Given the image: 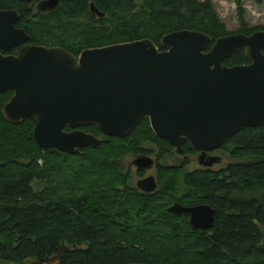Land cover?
<instances>
[{
  "label": "trees",
  "instance_id": "trees-1",
  "mask_svg": "<svg viewBox=\"0 0 264 264\" xmlns=\"http://www.w3.org/2000/svg\"><path fill=\"white\" fill-rule=\"evenodd\" d=\"M40 1L0 0V10L18 13L15 26L29 35L28 43L60 47L75 56L85 49L141 39L165 51L163 37L180 30L208 35V52L220 37L264 31V26L251 28L241 18L240 29L228 32L212 0H59L58 7L48 12L36 9ZM235 1L241 5L242 0ZM91 3L104 13L102 18L90 11ZM250 62L239 50L223 65ZM12 95L11 90L0 94L3 261L264 264V125L242 129L223 142L219 149L238 161L220 170L187 171L185 160L196 151L186 141L184 161L160 167L156 190L143 193L127 181L120 160L126 154L149 155L141 148L146 140L159 147V155L173 149L153 133L147 119L125 138L82 127L100 142L78 154L44 150L33 138V121L24 118L14 124L4 118L2 107ZM174 203L211 206L213 227L194 229L187 214L169 211Z\"/></svg>",
  "mask_w": 264,
  "mask_h": 264
},
{
  "label": "water",
  "instance_id": "water-1",
  "mask_svg": "<svg viewBox=\"0 0 264 264\" xmlns=\"http://www.w3.org/2000/svg\"><path fill=\"white\" fill-rule=\"evenodd\" d=\"M58 5L59 0H41L36 9L48 12ZM90 11L104 16L94 3ZM17 19L15 10H0V94L13 92L2 113L10 123L33 121V138L41 149L78 154L100 142L82 127L125 138L147 119L176 153L189 141L199 165L211 168L222 156L209 152L242 129L264 125V31L220 37L208 52V35L180 30L163 37L165 51L141 39L75 56L60 47L28 43L29 35L15 26ZM19 46L17 53L7 54ZM239 50L250 64L223 65ZM156 161L141 155L130 165L142 171ZM136 186L153 193L157 183L148 176ZM169 211L187 214L201 231L210 230L215 220V209L207 204L174 203Z\"/></svg>",
  "mask_w": 264,
  "mask_h": 264
},
{
  "label": "rangeland",
  "instance_id": "rangeland-1",
  "mask_svg": "<svg viewBox=\"0 0 264 264\" xmlns=\"http://www.w3.org/2000/svg\"><path fill=\"white\" fill-rule=\"evenodd\" d=\"M214 8L220 17L221 21L226 26L228 32H236L240 29L241 24L240 20L246 22L249 27H257V26H264V0L262 3L257 4L250 0H242L241 5L237 4L235 0H212ZM242 17H241V12ZM141 148L146 149L149 155H153L159 153L158 148L154 143L151 141H144L141 143ZM223 154V155H222ZM213 155H221L222 158L219 162L215 163L211 169L212 170H220L225 168L231 162H237V159H231L229 156V152H224L223 150L218 149L215 151ZM198 152L189 156L188 162L185 160V168L187 171H193L197 169H207L204 166L199 165L197 161ZM183 153L178 154L175 152L174 148L170 152H166V154L159 155L157 159V163L155 166L159 168L162 166H169L174 164H180L184 161ZM133 156L126 154L120 160L122 162V167H124V174L129 178L127 181H131L132 185L137 188L136 183L137 180L142 177L143 175L146 177L147 175L155 174V167L145 171V173L140 174L136 171L135 167H130L129 162L133 160ZM143 176V177H144ZM131 179V180H130ZM157 181H158V173H157ZM139 190V189H138ZM140 191V190H139ZM142 192V191H141ZM144 193V192H143ZM56 260H49L43 264H56ZM0 264H13V263H6L0 257Z\"/></svg>",
  "mask_w": 264,
  "mask_h": 264
},
{
  "label": "flooded vegetation",
  "instance_id": "flooded-vegetation-1",
  "mask_svg": "<svg viewBox=\"0 0 264 264\" xmlns=\"http://www.w3.org/2000/svg\"><path fill=\"white\" fill-rule=\"evenodd\" d=\"M19 47H21V46H19ZM67 131H70V129L69 130H67ZM218 150V149H217ZM217 150H214V151H211V152H209V154L210 155H213V154H215V151H217ZM197 152V151H196ZM199 154V153H198ZM146 156H150L151 158H153V159H156V157H157V159L159 158V154L158 153H156V154H153V155H146ZM134 159V158H133ZM130 163L131 162H129V166L130 167H135V166H133V165H130ZM157 163V161L155 162V164ZM155 164L151 167V168H153V167H155V174L153 175V174H151V175H147L146 177H148V176H153L154 178H155V180H156V183H158V181H157V173H158V171H159V167L158 166H155ZM151 168H149V169H151ZM205 168H207V167H205ZM135 169H136V167H135ZM149 169H147V170H149ZM207 169H211V168H207ZM147 170H142V171H140V170H137L136 169V171H138L140 174H142V173H145V171H147ZM144 176V175H143ZM140 177L139 179H141V178H145V176L144 177ZM138 179V180H139ZM137 180V181H138Z\"/></svg>",
  "mask_w": 264,
  "mask_h": 264
}]
</instances>
